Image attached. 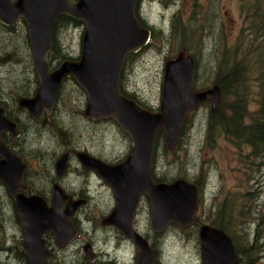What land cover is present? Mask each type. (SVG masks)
I'll list each match as a JSON object with an SVG mask.
<instances>
[{
  "label": "rangeland",
  "instance_id": "obj_1",
  "mask_svg": "<svg viewBox=\"0 0 264 264\" xmlns=\"http://www.w3.org/2000/svg\"><path fill=\"white\" fill-rule=\"evenodd\" d=\"M250 2V0H172L171 4L165 6L158 1H141L138 7L139 17L151 28L154 38L148 47L134 56L131 63L127 62L122 82L127 93L143 108L158 112L164 64L181 51H186L194 59L193 91L212 89L219 75V67L216 70L219 53L223 48L231 49L238 42L239 32L248 23ZM194 6L196 9H193ZM194 12H198L199 16L191 23ZM174 21H177L181 32L194 31L190 43H181L180 35L173 36L172 33H176L172 30ZM21 29V26H17L16 33ZM83 31V25H79L59 33L57 41L71 61H77L80 56ZM13 37L17 38L16 35L8 38L10 40ZM231 58L232 56L226 61H230ZM17 61L18 63L0 65V98L11 106L9 110H13L12 114L15 112L11 101L13 98L16 101L20 97V95L14 97L13 94H19L21 91H10L8 85L15 82L14 80L22 85L31 82L32 79L28 51L24 44ZM249 79L252 78L249 76ZM31 83L28 87L30 90L33 86ZM248 86L247 116L251 117L257 109L259 91L256 92L254 83ZM77 90L81 89H78L73 81H67L64 86V97L73 108H83L86 97ZM210 107L211 104L206 103L187 116L179 137L180 141L173 153L166 152L163 136L162 141L158 140L153 151L154 175L157 178L164 176L173 181L179 178L189 183L196 180L203 183L202 190L198 192L196 217L199 219V227L202 224L209 225L210 220L217 218L219 212L226 209V213L231 212L230 219H226L227 232L235 241L239 263L264 264V158H253L250 154L251 149L244 145L237 148L224 138H218L214 142L207 140ZM218 107L219 105L216 108ZM66 114L70 116L71 111L67 109ZM66 114H61L63 121L67 119ZM16 116L28 130L23 141L27 147L38 150L39 141L44 138L47 140L49 146L41 160L35 157L36 153H33V150L28 152L26 147L23 150V142L17 145L18 150H23L25 158L23 161L30 162L37 172L30 171L28 174L30 177L33 176L35 190L43 188L46 190L48 182L46 173L48 170L51 171L52 159L56 161L63 147L60 149L58 146L60 144L51 135L43 132L40 134L25 115ZM248 121L246 119L247 124ZM68 122L74 124L71 118ZM76 123V128H73L76 132L72 142L73 148L86 151L108 164H117L126 159L131 142L114 123L101 121L92 125L87 120L86 124L79 117H76ZM48 159L49 164L46 162ZM80 168L81 165L74 158L67 175L61 181L62 187L67 191L84 190L87 194L86 209L81 210L75 218L80 237L72 247L57 251L54 263L78 264L83 256L82 248L87 243L94 253L96 264L110 262L137 264L138 252L134 244L114 228L102 225V220L115 207L111 188L93 173L87 176L86 181ZM5 192L0 184V216L2 214L5 217V220L0 217V264H19L12 257L16 256L19 244L22 246L24 234L14 221V213L7 205L9 201ZM133 228L147 239L150 247L154 245L157 264H201L198 228L171 225L162 234L156 235L151 225L150 208L146 199L141 200L137 208ZM256 237L258 243L254 245L253 240Z\"/></svg>",
  "mask_w": 264,
  "mask_h": 264
},
{
  "label": "water",
  "instance_id": "obj_2",
  "mask_svg": "<svg viewBox=\"0 0 264 264\" xmlns=\"http://www.w3.org/2000/svg\"><path fill=\"white\" fill-rule=\"evenodd\" d=\"M138 0H0V23L11 26L22 20L29 35L33 66L38 86L32 98L20 97L17 105L29 116L47 124L61 144H67L64 133L41 114L51 113L56 96L65 77H71L86 94L85 117L92 122L113 120L126 134L131 148L119 164H107L86 152L76 153L80 164L96 174L111 188L115 207L102 220L124 238L131 241L137 252V264H155L148 241L133 228V218L141 198L146 197L150 220L156 235L171 225L190 227L198 209L197 187L186 180L154 183L151 166L155 134L162 131L167 153H173L189 113L209 102L214 110L221 93L217 86L194 92L192 84L195 63L186 51L179 52L164 64L161 102L158 112L149 111L120 91L123 63L148 44L151 34L138 21L135 9ZM69 17L84 27L80 56L77 61L66 60L51 70L49 53L56 21ZM1 58L0 64L9 60ZM19 136L15 122L4 115L0 106V181L6 186L16 215L24 232L22 243L29 264H44L50 256L44 234L50 233L56 246L64 248L77 236L72 224L76 210L84 201H74L58 185L53 186L51 204L39 196H25L22 182L25 165L7 148L2 134ZM68 153L55 163L57 177L66 169ZM201 264H240L231 238L222 230L208 224L198 229ZM85 264H95L90 245L83 247Z\"/></svg>",
  "mask_w": 264,
  "mask_h": 264
},
{
  "label": "trees",
  "instance_id": "obj_3",
  "mask_svg": "<svg viewBox=\"0 0 264 264\" xmlns=\"http://www.w3.org/2000/svg\"><path fill=\"white\" fill-rule=\"evenodd\" d=\"M160 1L165 6L167 4L172 3V0H160ZM250 1L251 2L248 11V23L245 24V28H242L241 31L239 32L238 42L231 49L223 48L221 50V53H219L220 55L217 60L218 65L216 67V70L219 67V75H217V78L215 79L214 86H217L219 88L221 93V100L218 108L212 110L210 107L209 109L208 119H207L206 139L209 140L210 142H214L218 138H224L225 140L234 144L237 148H240L241 145H244L245 147L251 149L250 154L253 158L260 159V158H264V0H250ZM193 9H196V6H194ZM193 16L194 18H192L191 23L195 21L196 17L199 16V13L194 12L192 14V17ZM140 23L143 25V22ZM176 23L177 21L173 22L172 30L173 32H176L178 34L172 33L173 36L180 35L179 41L181 43L182 42L184 44L190 43V37L191 38L194 37V31H192L191 33L182 31L183 32L182 33L180 30V26L177 25ZM79 25L82 24L66 16H62L57 20L52 38V48L49 53V62L51 63V67L55 68L60 64V62L67 59L69 60L71 59L68 57L67 54L63 53V49L57 41L59 33L62 32V30L64 29H67L69 27L75 28ZM201 30H203V27H201ZM13 31H14L13 28L8 29L0 25V34H1L0 57L11 55L12 56L11 62L18 63L17 56L18 58H20L22 46L23 44L25 45L28 51V62L32 74V79H31L32 83L27 82L26 84L21 85L17 83V80H14L15 82H12L11 84L8 85V90L10 91L16 90L18 92L21 91L19 94H13V96L20 95V96L28 97L35 92L38 84V80L33 70L32 57L29 50L27 35L25 34L24 31H21L17 34H14ZM14 35H16L17 38L13 37L12 39L9 40L8 37H12ZM153 38L154 35H152V39ZM173 38L175 39V37ZM134 56L136 55L135 54L128 55L126 57V63L129 60L133 59ZM230 56H232L230 61H226L227 58H230ZM249 76L252 79H249ZM30 83L31 86L33 85L31 90L28 88ZM250 83H254L256 87V92L259 91V97L256 95L257 109L254 112L253 116L251 117L250 115L247 116L248 95H249L248 85H250ZM77 91L78 93L84 95L82 90H77ZM121 93L125 97L139 104L134 98H132L124 90L121 89ZM15 102H16L15 98H13V100L11 101V103L13 104L12 107H16ZM0 104L5 109L6 117L15 122H18L16 115H19L21 111L14 109L15 113L12 114L11 111L9 110V107L11 106L7 105L5 101L1 100ZM55 108L60 109V111L63 108H66V111L67 109H69L71 113L74 112L76 117L79 118L83 117L82 109L73 108V106L70 103H68L66 98L64 97V85L61 86ZM28 119L31 121L29 117ZM246 119L247 121L249 119L248 121L249 124H247ZM102 121H106V122L110 121L116 125V123L111 119L102 120ZM90 123L93 125V122ZM20 129L21 131L23 130L22 128ZM38 131H40L39 132L40 134H42L41 132L44 133L43 130L38 129ZM64 131L68 135L69 142L67 147L63 149H65L66 151H76V149L72 147V142L76 134L75 129L71 127H65ZM27 132L28 130H25V133ZM22 133L24 135L23 131ZM47 134L52 136V131H50V133ZM162 136H163L162 131L158 130L155 134L154 148L158 140L162 141ZM2 139L5 142V144L11 149H14L16 154L23 160H25L23 156L24 147L28 148L29 150L28 152L33 150L27 147L26 143H24L21 138L18 140H10L7 135L6 136L3 135ZM21 142H23L22 143L23 150L22 149L18 150L17 145L21 144ZM38 146H39L38 150H33L32 152L36 153L35 157H38V159L41 160L43 156L46 155L45 150H47L49 146L46 138L39 141ZM58 146L60 149L62 148L61 145ZM154 160H155V155L153 156V161H152L153 181L156 183L173 182L172 179H167L164 176L160 178L155 177ZM49 161L50 160L48 159L46 162L49 164ZM53 162L54 159H52V163ZM49 171L50 170H48L46 174H48ZM193 184L197 187L198 192L200 193L203 187V183L196 180L195 182H193ZM34 192L38 196L46 199L47 192L44 188L36 191L34 189ZM230 213L231 212L226 213V209H222V211L219 212L217 218H215L214 220L212 219L213 221L210 220L209 225H211L214 228L220 229L224 231L227 235L231 236L227 232V227H226L227 226L226 219L228 218L230 219ZM0 217L3 220H5V217L2 216V214ZM198 220L199 219L196 217L193 224L190 227L199 229ZM14 221L17 223L18 226H20L18 222V218L15 213H14ZM48 240H49L48 243H50L52 238L49 236ZM231 240L232 242H234L233 244L235 247V241L232 239V237ZM257 243H258V238L256 237L253 240V244L256 245ZM151 250H152L153 258L155 260V264H157L158 263L157 252L153 244L151 245ZM7 251H9V248H7ZM56 255L57 254L55 252H52V256L46 264H60L59 262L54 263ZM12 258L18 261L19 264L20 263L29 264L27 255L23 251L21 244H19L16 250V256ZM78 264H85V258L83 256H81L80 260L78 261ZM99 264H104V263H99Z\"/></svg>",
  "mask_w": 264,
  "mask_h": 264
},
{
  "label": "flooded vegetation",
  "instance_id": "obj_4",
  "mask_svg": "<svg viewBox=\"0 0 264 264\" xmlns=\"http://www.w3.org/2000/svg\"><path fill=\"white\" fill-rule=\"evenodd\" d=\"M141 1H144V0H138L137 1V4H136V9H135V14H136V17H137V19H138V21H139V23L140 22H143L141 19H140V17H139V11H138V7H139V4L141 3ZM147 1H158L159 3H161L162 4V2L160 1V0H147ZM57 22V21H56ZM141 24V23H140ZM0 25H2L3 27H5V28H8V29H10V28H13L14 29V31H13V33L14 34H17L16 33V28H17V26H21V30H20V32L21 31H24L25 32V34L27 35V38H28V44H29V35H28V31H27V26H26V24L22 21V20H17L14 24H12L11 26H5V25H3L2 23H0ZM55 25H56V23H55ZM142 25V24H141ZM144 25V26H143ZM143 27L144 28H146V29H148L149 31H150V34H151V40H152V30H151V28L149 27V26H147L144 22H143ZM54 29H55V27H54ZM19 33V32H18ZM54 33V32H53ZM52 38H53V35H52ZM151 40H150V42H151ZM51 43H52V39H51ZM150 44V43H149ZM149 44L146 46V47H148L149 46ZM145 47V48H146ZM52 48V47H51ZM29 50L31 51V49H30V44H29ZM142 51V50H141ZM141 51H139L138 53H140ZM138 53H136V54H138ZM6 57H9L10 59L7 61V62H5V63H2V64H7V63H9V62H11V60H12V56L11 55H7V56H4V57H0V59L1 58H6ZM49 60V59H48ZM67 60H69V59H67ZM134 60V58L133 59H131V60H129V62L131 63L132 61ZM64 61H66V60H64ZM63 62V61H62ZM61 63V62H60ZM2 64H0V65H2ZM49 64H50V67H51V63L49 62ZM32 65H33V60H32ZM127 65H128V63H126V59H125V61H124V63H123V66H122V70H121V75H120V91H121V89L122 90H124L126 93H127V91L125 90V88H124V85H123V77H124V71L126 70V67H127ZM59 66V65H58ZM57 66V67H58ZM57 67H55V68H53V67H51V70H53V69H56ZM33 70H34V66H33ZM34 73H35V70H34ZM35 75H36V73H35ZM37 77V76H36ZM37 80H38V78H37ZM69 80H71V81H73L74 83H75V81L71 78V77H65L63 80H62V83H61V86L62 85H64L65 86V83L67 82V81H69ZM76 84V83H75ZM77 85V84H76ZM37 86H38V84H37ZM61 86H60V88H59V91H58V94H57V96H56V99H55V103H54V106H53V109H52V111H51V113L48 115L46 112H43L42 114H41V119L42 120H45L46 118H48L58 129H60L63 133H64V135L66 136V138H67V144L66 145H64V144H61L59 141H58V139H57V135L55 134V132L51 129V127L49 126V125H47V124H42V123H40V122H38V121H36V120H34V119H32L30 116H29V114L25 111V110H23V109H20L19 107H18V105H17V100H18V98H20V97H24V96H20V97H18L17 98V100H16V107H13V109H17V110H19V111H21L20 112V114L21 115H25L26 117H27V119H28V117L31 119V122L37 127V130L38 129H40V130H43L44 131V133H50V131H52V137L53 138H55L57 141H58V144H60L63 148H66L67 147V145H68V142H69V138H68V135L65 133V131H64V128H65V125H67V127H71V128H76V117H75V113L74 112H72L71 114H70V116H67V114H66V110H62V111H60V109H57V108H55V106H56V101H57V98H58V95H59V92H60V89H61ZM78 87V86H77ZM36 89H37V87H36ZM78 89H80L79 87H78ZM36 92V91H35ZM35 92L31 95V96H28V97H26V98H32L33 96H34V94H35ZM84 93V92H83ZM127 94H129V93H127ZM84 95H85V97H86V94L84 93ZM130 95V94H129ZM131 96V95H130ZM132 97V96H131ZM133 98V97H132ZM0 103H1V99H0ZM86 104H87V97H86V100H85V103L82 105L83 106V108H81L82 109V112H83V117H80V119L84 122V123H86L87 124V118L85 117V115H84V111H85V108H86ZM7 105H9V104H7ZM0 106H1V104H0ZM10 106V105H9ZM2 107V106H1ZM3 108V107H2ZM10 108V107H9ZM4 109V108H3ZM148 110V109H147ZM11 111V110H10ZM13 111V110H12ZM12 111H11V113H12ZM66 114V117H67V119H66V121H63V119H62V116H61V114ZM4 115H5V109H4ZM6 116V115H5ZM7 118V117H6ZM73 119L74 120V124L72 125V124H70L69 122H68V119ZM7 119H9V118H7ZM17 119H18V122H15V121H13V120H11V119H9V120H11V121H13V122H15L16 123V125H17V129H18V131H19V136L18 137H15V138H13L9 133H3L2 134V136L1 137H3V135L4 136H8L9 137V139L10 140H18V139H22V141H24V138H25V127L23 126V123L19 120V118L17 117ZM89 121V120H88ZM90 122H92V121H90ZM93 123H95V122H93ZM20 128H22L23 130V132H24V135H23V133H22V131H21V129ZM119 128V127H118ZM119 130L122 132V130L119 128ZM123 133V132H122ZM124 134V133H123ZM3 140V139H2ZM4 142V141H3ZM5 143V142H4ZM6 145V144H5ZM7 146V145H6ZM7 148L9 149V150H11L14 154H16V152H15V150L14 149H11L10 147H8L7 146ZM78 152H86V151H80V150H76V151H66L65 149H63L62 150V152H61V155H63V154H65V153H68V155H69V157H68V161H67V165H66V169H65V172H64V174L61 176V177H57V175H56V172H55V163H56V161H57V159L61 156V155H59V157L56 159V161L54 160V162H53V164H52V168H51V171H50V173H48L47 175H46V177H47V180H48V182H47V189H46V191H47V195H46V199H44V198H42L45 202H46V204L48 205V206H50V204H51V199H52V190H53V186L54 185H58V186H60V188L65 192V194L67 195V196H69L71 199H73L74 201H84V205H82L81 207H79L77 210H76V212L74 213V215H73V217H72V219H71V221H72V224H73V226H74V228L76 229V231H77V236H76V238L69 244V245H67L66 247H64V248H58L57 246H56V244H55V242H54V238H53V236L50 234V233H46V234H44V236H43V238H44V240H45V245H46V247L49 249V252H50V256L46 259V261H45V263L44 264H46L47 262H48V260L51 258V256H52V252H57V251H64L65 249H68L70 246L72 247V245H73V243H75V241L80 237V230L77 228V225H76V215L77 214H79L80 213V211L82 210V211H84L85 209H86V205H87V194L84 192V190H81L80 192H78V191H75V192H69V191H67L64 187H62V184H61V181L65 178V176L67 175V173H68V170H69V168L71 167V161L72 160H74V158L78 161V159L76 158V153H78ZM87 153V152H86ZM17 155V154H16ZM18 156V155H17ZM19 157V156H18ZM20 158V157H19ZM21 159V158H20ZM97 159H99V158H97ZM21 161H22V163L25 165V170H24V173H23V178H22V182L27 186V191H25V192H23V191H17V194H20V193H23L25 196H27V197H29V196H38L37 194H35V192H34V189H35V187H34V181H33V176H28V174H29V172L30 171H33V172H36V170L31 166V163L30 162H28V161H23V159H21ZM102 161V160H101ZM79 162V161H78ZM104 162V161H103ZM121 162H123V161H119V162H117V163H121ZM106 163V162H105ZM79 164H80V162H79ZM108 164V163H107ZM109 164H113V163H109ZM81 165V164H80ZM81 171H82V173H83V175L86 177V181H87V176L88 175H90V174H92V172H90V171H88L87 169H85L82 165H81ZM52 172V173H51ZM37 173V172H36ZM94 174V173H93ZM34 175H36V174H34ZM151 177H152V174H151ZM152 181H153V178H152ZM154 182V181H153ZM154 183H156V182H154ZM0 184L2 185V187L4 188V192H5V194H6V197L8 198V207L10 208V209H12V212H14L15 214H16V212H15V209H14V204H13V200H12V198H11V196L9 195V193H8V191H7V188H6V186L0 181ZM5 186V187H4ZM6 188V189H5ZM32 191V192H31ZM36 191V190H35ZM40 197V196H39ZM143 199H146V197H142L141 198V200H143ZM147 200V199H146ZM12 207V208H11ZM17 216V215H16ZM18 218V217H17ZM18 222H19V219H18ZM20 224V223H19ZM21 226V225H20ZM21 229H22V227H21ZM22 231H23V229H22ZM23 234H24V232H23ZM51 237L52 238V240L50 241V243H48L49 242V240H48V237ZM23 240H24V238H23ZM147 240V239H146ZM51 242H52V244H51ZM150 245V244H149ZM85 246H87V243L83 246V247H85ZM22 247V246H21ZM22 249H23V247H22ZM6 251H7V249H6ZM24 251V250H23ZM8 252V251H7ZM25 252V251H24ZM82 252H83V248H82ZM26 253V252H25ZM27 255V254H26ZM93 255H94V253H93ZM83 257L85 258V256H84V253H83ZM28 258V257H27ZM29 261V260H28ZM93 262H95V258H93ZM85 263H86V258H85ZM96 264V263H95ZM110 264H114V263H111L110 262Z\"/></svg>",
  "mask_w": 264,
  "mask_h": 264
}]
</instances>
